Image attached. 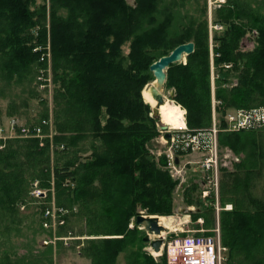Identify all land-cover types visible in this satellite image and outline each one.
I'll use <instances>...</instances> for the list:
<instances>
[{
  "label": "trees",
  "instance_id": "trees-1",
  "mask_svg": "<svg viewBox=\"0 0 264 264\" xmlns=\"http://www.w3.org/2000/svg\"><path fill=\"white\" fill-rule=\"evenodd\" d=\"M196 2L0 0V78L40 86L37 68L50 61L54 84L52 144L36 136L0 141V235L20 224L17 211L30 199L32 182L49 188L53 177L57 206L70 207V215L60 216L58 236L74 234L68 218L77 214L85 218L89 235L103 236L88 239L80 250L91 264H116L121 253L128 255L126 264H166L165 256L155 261L138 249L143 236L128 228L139 208L170 214L176 187L163 168L166 161H157L147 147L159 130L142 91L154 81L153 62L193 41L186 61L166 69L165 87L174 89L172 99L185 109L190 131L210 127L214 110L218 143L241 155L221 180V202L232 204L220 214L221 242L230 264H264V184L260 195L254 190L264 175V126L231 131L225 118L229 109L264 107V0H226L212 13V25L222 28L211 31L204 5L182 22V8ZM248 34L253 47L245 49ZM43 109L24 126L41 125L46 132L42 121L48 109ZM195 188L194 183L187 190V203ZM48 208L40 206L39 228L51 237V227L44 226ZM31 251L16 260L3 252L0 264L39 261ZM52 252V244L44 246L47 264Z\"/></svg>",
  "mask_w": 264,
  "mask_h": 264
},
{
  "label": "rangeland",
  "instance_id": "rangeland-1",
  "mask_svg": "<svg viewBox=\"0 0 264 264\" xmlns=\"http://www.w3.org/2000/svg\"><path fill=\"white\" fill-rule=\"evenodd\" d=\"M130 3L133 0H128ZM194 1V0H192ZM226 0H197L196 4L189 5L187 8H182L181 17L182 22L187 20V16L193 15L192 13H196L197 9L201 10L202 6L206 7V17L209 21V29H211V21H212V13L213 10L218 7L221 3H224ZM220 27V25H218ZM222 28V26H221ZM218 28V29H221ZM210 41V46H211ZM243 47L245 49H250L253 47V36L248 34L246 38L243 39ZM125 51H127V46L124 47ZM50 57V56H48ZM49 59V58H48ZM185 62V61H184ZM37 75L43 73V77L47 82V86L42 88L41 85L36 86L35 82L31 85L19 82L8 83L5 79L0 78V124L4 128L9 127V122L12 119H15L18 124H25L28 121H36L40 118L42 113L44 112L43 108L48 109V130L44 132L40 139L49 138L52 144L53 137V102L52 96L54 91V84L52 82V72L49 64L44 67L37 68ZM211 88L213 89L214 85V75L211 72ZM36 80L39 81L38 76ZM153 82V81H152ZM152 82L150 84H152ZM149 84V85H150ZM173 89V88H172ZM172 89H167L164 87L162 93L164 98H166V102L172 100L170 98V91ZM213 91V90H212ZM143 93V91H142ZM31 94L33 97L30 98ZM143 95V94H142ZM27 100L28 105L24 106L23 102ZM145 100V99H144ZM174 101V100H173ZM44 102L45 105L42 103ZM175 102V101H174ZM214 102V101H213ZM150 104V103H149ZM12 105H16V113L12 116L8 115L10 107ZM151 106V104H150ZM182 108V107H181ZM241 110V109H240ZM249 110V109H248ZM228 113L236 112L235 109H229ZM214 116L217 121V134H216V145H217V158H218V170L217 175L213 174L210 170H203L201 166V161L203 159V155L207 154L209 149H201V150H191V149H181L184 143L181 140H178L175 145H179V148L176 147L171 153L170 149L166 146V141L162 138L163 133L159 131L158 136L151 139L148 142L147 147L150 152L155 156L156 160L163 159L166 164L164 165V169L168 171L170 177L176 182V187L173 191V209L170 214L167 215H158L163 217H171V221L166 231H169L168 235L174 236L178 234L180 237H185L187 235H198L202 233L211 234L212 230L216 227H220V214L223 211L231 210L232 204L225 203L222 204L220 197V186L221 180L225 173L234 171V165L239 161L241 157L240 154L235 153L232 149L227 146H222L218 143V132H219V120L218 115L212 112V123L214 120ZM158 125V124H157ZM212 127L201 129V130H209ZM175 129V128H174ZM159 130V128H158ZM170 131L176 135L173 129ZM13 135V134H12ZM181 138V137H180ZM4 143V142H3ZM52 146V145H51ZM3 147V144H2ZM1 147V148H2ZM176 150V151H175ZM90 151L86 152L88 155ZM177 157V170L180 171V174H173L171 170L176 167L173 164V158ZM51 157L54 158V155L51 154ZM164 157V158H163ZM52 160V159H51ZM53 161V160H52ZM175 171V170H173ZM184 175L183 181L179 182V175ZM214 178V179H213ZM212 180L213 183L217 181V187L214 185L208 184V180ZM49 188L45 186H41L40 181L34 180L32 185L30 186V199H27L26 204H21L18 208V214L22 215V220L18 225H9V232L4 235H0V257L3 252H9L14 260L22 255L28 254V249H32L30 254L36 255L40 260L32 261L31 264H47L48 254H43L42 250L44 246L48 244L53 245L52 252V264H91L90 259L85 256H82L80 253L81 248L85 244V241L88 239H93L97 237L103 236H94L89 235L87 233L85 218H81L80 216L75 215L68 218V225L70 229L74 231L67 233L65 235L58 236V226L62 223H54L52 222V235L49 236L48 233L39 228V218H40V206L42 204H46L51 208L62 209L64 212H67L70 215V207L62 208L57 206V199L55 195L54 188V179L53 177L49 181ZM196 185V188L193 191H189V195L193 198L191 199V203L186 202V192L188 189L192 187V184ZM264 184V175L261 176V179L256 182V186L254 187L255 194L260 195L259 189L261 192L262 186ZM73 184L70 183V186ZM65 186L66 182H65ZM35 189H39L41 191V195L37 196ZM50 193V195H49ZM32 198V199H31ZM44 202V203H43ZM77 206H72V210L76 212ZM185 209V211H183ZM142 210V209H138ZM145 213V210H142ZM0 216L2 217L1 213ZM0 217V218H1ZM9 220L8 216H6ZM135 215L131 217L130 222L128 224V228L133 229L136 226L131 224ZM207 218L209 219L207 221ZM211 218V219H210ZM4 224L0 225V230H4ZM6 227V226H5ZM137 228V227H136ZM17 229V230H15ZM48 229V228H46ZM140 235L144 236L145 231L143 229H139ZM42 231V232H41ZM36 232V233H35ZM72 237L67 239L68 237ZM67 239V240H66ZM61 241V242H58ZM138 249H141L145 254L150 255L155 261H158L162 256H154L150 252L149 244L147 242L138 243L136 246ZM16 255H15V254ZM29 255V254H28ZM157 255V254H156ZM128 255L125 253H121L118 258L116 264H126L128 262ZM22 262V261H20ZM50 262H48L49 264ZM226 264L229 263V255L227 258Z\"/></svg>",
  "mask_w": 264,
  "mask_h": 264
},
{
  "label": "built area",
  "instance_id": "built-area-1",
  "mask_svg": "<svg viewBox=\"0 0 264 264\" xmlns=\"http://www.w3.org/2000/svg\"><path fill=\"white\" fill-rule=\"evenodd\" d=\"M214 28H221V26H214ZM230 64L225 65L228 68ZM39 81L41 82V87L45 88L47 82L43 73H40L38 76ZM185 114V111H184ZM228 129L231 131H240L247 130L251 128H257L264 126V107L253 108L250 110H239L234 113L227 115ZM42 124H47V121L43 120ZM17 127H20L19 132ZM176 135L172 137V149L173 150L179 145H175L178 140H181L184 145L180 147L183 150H201L209 149L208 153L203 155L201 161V166L203 170H210L213 174L217 175L218 170V156H217V145H216V134H217V123L214 118L212 127L209 130H199L195 132H190L186 125L183 128L176 129ZM13 134V135H12ZM29 137L43 136V129L41 125H37L32 129L24 126L23 124H18L15 119H12L9 122V127L4 128L0 124V141H5L6 139L13 137ZM181 137V138H180ZM2 145L0 146V148ZM174 159V157L172 156ZM171 170L173 174H180V171L177 170V164ZM184 175H179V182L183 181ZM214 179V178H213ZM208 184L217 187L216 183H213L212 180H208ZM36 195H41L39 189H35ZM65 212L62 209L48 208L45 210V216L50 219L44 223L45 227H51L52 222L54 223H63L64 219L60 218ZM60 218V219H59ZM169 231H166L162 234V250L160 253H151L154 256L165 255L166 264H226L228 258V248L224 246L221 242L220 228L216 226L211 234L202 233L198 235H187L185 237H180L178 234L174 236L168 235ZM72 238L71 236L67 239ZM66 239V240H67ZM157 254V255H156Z\"/></svg>",
  "mask_w": 264,
  "mask_h": 264
},
{
  "label": "water",
  "instance_id": "water-1",
  "mask_svg": "<svg viewBox=\"0 0 264 264\" xmlns=\"http://www.w3.org/2000/svg\"><path fill=\"white\" fill-rule=\"evenodd\" d=\"M195 44L193 41L179 44L169 54L161 56L158 60L150 65V71L154 76V83L150 85V94L152 99L156 101V107H152V116L158 121V127L163 132V139L166 140V146L170 147L172 141V133L169 131L168 125L160 121L159 107L165 102L164 95L162 93L165 87L166 81V69L173 63L184 62L186 56L193 53ZM175 95L174 89L170 91V98ZM177 162V159H175ZM185 211V209H183ZM132 224L138 228H144L145 235L143 241L148 242L150 248L155 252H160L162 245L161 233L165 230V227L159 223L158 216L145 215L141 211L136 213L135 218L132 220ZM155 237L151 239V236Z\"/></svg>",
  "mask_w": 264,
  "mask_h": 264
},
{
  "label": "bare ground",
  "instance_id": "bare-ground-1",
  "mask_svg": "<svg viewBox=\"0 0 264 264\" xmlns=\"http://www.w3.org/2000/svg\"><path fill=\"white\" fill-rule=\"evenodd\" d=\"M154 82H152L153 85ZM150 85L146 86L143 90V97L146 102L150 103L152 107H156V101L152 99L151 94H150ZM169 101L161 104L159 107V116H160V121L162 123L166 124L169 126L170 129H180L183 128L185 125V118H184V109L181 108L178 104L173 102L172 100L168 99ZM171 221V217H160V222L161 224L165 226H169Z\"/></svg>",
  "mask_w": 264,
  "mask_h": 264
}]
</instances>
